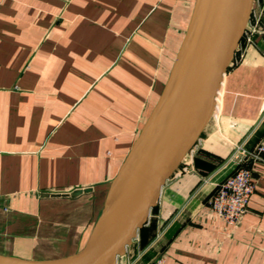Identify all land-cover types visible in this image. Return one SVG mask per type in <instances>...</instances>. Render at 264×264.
<instances>
[{
    "label": "crops",
    "instance_id": "crops-1",
    "mask_svg": "<svg viewBox=\"0 0 264 264\" xmlns=\"http://www.w3.org/2000/svg\"><path fill=\"white\" fill-rule=\"evenodd\" d=\"M193 3L0 0V256L54 261L85 247L163 89ZM232 61L200 152L165 182L140 241L115 264L147 249L153 254L137 264L158 256L164 264H264V162L251 167L256 191L234 227L207 208L233 168L218 139L251 149L264 137V31L241 40ZM77 189L90 192L40 196Z\"/></svg>",
    "mask_w": 264,
    "mask_h": 264
},
{
    "label": "water",
    "instance_id": "water-1",
    "mask_svg": "<svg viewBox=\"0 0 264 264\" xmlns=\"http://www.w3.org/2000/svg\"><path fill=\"white\" fill-rule=\"evenodd\" d=\"M254 0H194L163 89L133 143L90 239L54 261L0 256V264H115L146 224L165 182L199 138ZM90 189L41 197L74 198Z\"/></svg>",
    "mask_w": 264,
    "mask_h": 264
},
{
    "label": "built area",
    "instance_id": "built-area-1",
    "mask_svg": "<svg viewBox=\"0 0 264 264\" xmlns=\"http://www.w3.org/2000/svg\"><path fill=\"white\" fill-rule=\"evenodd\" d=\"M256 32L255 25L251 27L247 22L241 38L248 42ZM231 160L236 169L217 185L207 205L208 213L229 228L240 221L256 191L251 167L264 162V137L251 149L245 148L242 143L235 145ZM150 264H164V259L158 256Z\"/></svg>",
    "mask_w": 264,
    "mask_h": 264
},
{
    "label": "rangeland",
    "instance_id": "rangeland-1",
    "mask_svg": "<svg viewBox=\"0 0 264 264\" xmlns=\"http://www.w3.org/2000/svg\"><path fill=\"white\" fill-rule=\"evenodd\" d=\"M253 9H252V12H251V15H250V18H248V25H250L251 27L252 26H254L255 25V27H256V34L257 33H262L263 31H264V0H254L253 1ZM251 39H252V37H251ZM241 40H244V42H246L245 41V38H241ZM240 40V41H241ZM238 47V46H237ZM236 51H237V49H236ZM233 63V61H231V64ZM228 67H230V64H229V66ZM211 122H213L214 124L217 122V120L215 119V118H213V120L211 121ZM202 139H203V136H199V138L196 140V142L194 143V145H193V147L190 149V151H188V153L185 155V157L183 158V162L182 163H184V162H186V161H188V159H194V155L196 154H198V152H200L199 150H200V147L202 146ZM218 141L220 142V144H221V146H222V148H220V150H218V153H220L221 155H223L224 153H228L229 155H226L225 156V159H223V161H228V162H230L231 164H233V168H232V170H231V172H230V174L236 169V165L233 163V160H231V154H232V151H233V149H234V147H232L231 148V145L228 143V141H226V140H224V139H218ZM218 142V143H219ZM237 145V144H236ZM207 153V152H206ZM210 155H212L214 158H216V159H218L219 161H222L221 160V158L219 157V156H217V155H213V154H210ZM208 158H211V157H208ZM201 162H203V165L204 166H207V164L209 163V162H206L205 160H202ZM220 163V162H219ZM219 163H217V165L219 164ZM230 164V165H231ZM216 165V164H215ZM204 166H203V168H204ZM229 175V174H228ZM227 175V176H228ZM223 180V179H222ZM221 180V181H222ZM220 181V182H221ZM219 184V183H218ZM217 184V185H218ZM217 185L213 188V190H212V192H211V194H210V196H209V200H210V198H211V196H212V194L214 193V191H215V189H216V187H217ZM208 200V201H209ZM142 229V228H141ZM140 232L138 231V236H136V238L130 243V245L129 246H127L128 247V251H130L131 252V248H130V246L131 245H133L134 243H138L140 240ZM126 247V248H127ZM124 253H125V251H124ZM124 253H123V255H124ZM153 254V251H151V249H147L144 253H139V257H138V261L136 260V262L137 263H139V261H141V260H144V259H147L149 256H151ZM123 255H121V256H123ZM120 256V257H121ZM135 261H134V263H132V264H135L136 263ZM116 263V262H115ZM136 263V264H137Z\"/></svg>",
    "mask_w": 264,
    "mask_h": 264
},
{
    "label": "bare ground",
    "instance_id": "bare-ground-1",
    "mask_svg": "<svg viewBox=\"0 0 264 264\" xmlns=\"http://www.w3.org/2000/svg\"><path fill=\"white\" fill-rule=\"evenodd\" d=\"M219 91V90H218ZM217 96H218V92H217V94H216V98H217ZM216 98H215V100H216Z\"/></svg>",
    "mask_w": 264,
    "mask_h": 264
},
{
    "label": "trees",
    "instance_id": "trees-1",
    "mask_svg": "<svg viewBox=\"0 0 264 264\" xmlns=\"http://www.w3.org/2000/svg\"><path fill=\"white\" fill-rule=\"evenodd\" d=\"M241 40V39H240ZM152 210V209H151ZM139 232H141V229L139 230Z\"/></svg>",
    "mask_w": 264,
    "mask_h": 264
}]
</instances>
